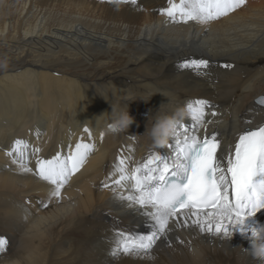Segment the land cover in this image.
I'll return each mask as SVG.
<instances>
[{"label": "bare ground", "instance_id": "obj_1", "mask_svg": "<svg viewBox=\"0 0 264 264\" xmlns=\"http://www.w3.org/2000/svg\"><path fill=\"white\" fill-rule=\"evenodd\" d=\"M64 1L0 2V238L7 241L0 264H261L246 249L264 209L245 220L246 232L237 227L227 236L173 222L150 256L113 260L106 248L114 229L147 235L151 222L102 183L118 155L130 157V172L150 149L169 152L172 137L154 147L140 136L168 98L169 110L193 98L210 101L218 115L205 118L213 120L207 130L225 151L249 127L244 121L264 122V0L210 24L166 22L160 9L168 0ZM190 59L207 60L208 75L182 68ZM111 104L128 105L135 122L127 132L106 135L96 122ZM15 139L45 158L66 155L77 142L96 147L60 196L50 197L51 186L5 155Z\"/></svg>", "mask_w": 264, "mask_h": 264}, {"label": "snow or ice", "instance_id": "obj_2", "mask_svg": "<svg viewBox=\"0 0 264 264\" xmlns=\"http://www.w3.org/2000/svg\"><path fill=\"white\" fill-rule=\"evenodd\" d=\"M136 3V0H123ZM161 8L166 22L210 24L228 16L246 4V0H168ZM182 68L197 75H208L209 62L204 59L186 60ZM225 68L232 65L225 64ZM264 105V97L258 100ZM191 124H180L168 145L167 154L150 151L143 162L128 170L130 157L118 155L113 172L102 183L115 197L138 207L151 222L147 235L114 229L116 246L113 256H150L161 237L173 228L196 227L201 233L229 235L233 228L246 232L244 222L264 209V122L238 131L234 142L224 150L219 134L208 133L207 124L218 112L207 99L193 98L186 102ZM203 130V135H201ZM84 132L91 137L89 129ZM103 133L101 134V140ZM23 139H15L5 155L11 158L19 172L32 174L50 187V197H59L73 174L80 171L94 143L77 142L68 153L57 151L50 158L40 155L41 148H31ZM34 158V167L31 160ZM116 179H111L117 176ZM128 188L127 195L117 189ZM46 206V205H44ZM194 217V219H193ZM183 221V223H181ZM7 241L0 238V251Z\"/></svg>", "mask_w": 264, "mask_h": 264}, {"label": "clouds", "instance_id": "obj_3", "mask_svg": "<svg viewBox=\"0 0 264 264\" xmlns=\"http://www.w3.org/2000/svg\"><path fill=\"white\" fill-rule=\"evenodd\" d=\"M118 2L119 0H114V3ZM141 100L148 101L149 99ZM170 104L172 101L171 98H168L167 104H162L154 115H149L147 118L145 132L140 136L144 137L150 146L166 145L177 127L191 116L186 105L174 106L169 110L168 105ZM101 121H103L102 130L106 135H118L127 132L135 122L134 117L129 114L128 105L121 106L118 104H111V112H105L96 117L97 123ZM248 239L250 245L246 251L253 259L264 264V225L252 228Z\"/></svg>", "mask_w": 264, "mask_h": 264}, {"label": "rangeland", "instance_id": "obj_4", "mask_svg": "<svg viewBox=\"0 0 264 264\" xmlns=\"http://www.w3.org/2000/svg\"><path fill=\"white\" fill-rule=\"evenodd\" d=\"M3 1L4 2H7V1H10V0H0V2H3ZM52 1L53 2H67V1H64V0H52ZM83 1H86V2H114V0H83ZM256 1L257 0H246V2H256ZM15 2H18V0H15ZM121 2L124 3L123 0H119V3H121ZM150 151H155L157 153H161L162 154V152L160 150L159 151H156L154 149H150ZM109 239H111V243H110V246L106 248L108 257H110L112 259L118 257V261H121L122 260L121 254L116 255V256H113V255L110 254L112 252L113 248L116 246V239L114 237H111Z\"/></svg>", "mask_w": 264, "mask_h": 264}]
</instances>
